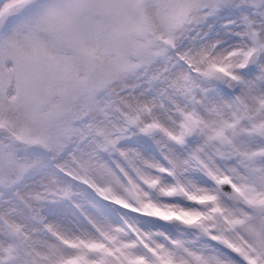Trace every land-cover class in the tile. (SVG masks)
Here are the masks:
<instances>
[{
    "label": "snow or ice",
    "instance_id": "1",
    "mask_svg": "<svg viewBox=\"0 0 264 264\" xmlns=\"http://www.w3.org/2000/svg\"><path fill=\"white\" fill-rule=\"evenodd\" d=\"M0 264H264V0H0Z\"/></svg>",
    "mask_w": 264,
    "mask_h": 264
}]
</instances>
